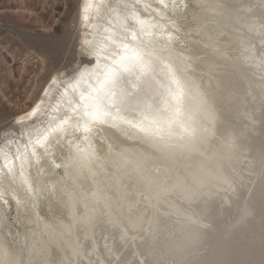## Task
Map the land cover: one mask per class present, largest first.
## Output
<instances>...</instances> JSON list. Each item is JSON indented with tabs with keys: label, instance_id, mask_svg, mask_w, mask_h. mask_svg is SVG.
<instances>
[{
	"label": "snow or ice",
	"instance_id": "snow-or-ice-1",
	"mask_svg": "<svg viewBox=\"0 0 264 264\" xmlns=\"http://www.w3.org/2000/svg\"><path fill=\"white\" fill-rule=\"evenodd\" d=\"M61 2L0 47L47 72L0 91V262L264 264V0Z\"/></svg>",
	"mask_w": 264,
	"mask_h": 264
},
{
	"label": "rangeland",
	"instance_id": "rangeland-1",
	"mask_svg": "<svg viewBox=\"0 0 264 264\" xmlns=\"http://www.w3.org/2000/svg\"><path fill=\"white\" fill-rule=\"evenodd\" d=\"M64 11L66 9L61 0H0V47H6L17 54L14 70L27 63L25 57L29 51V45L23 40L18 42V34H22L28 41L39 42L51 13ZM18 45H23V50ZM33 71V66H28L23 79H14L12 71L0 76V91H6L9 96H15L17 90L21 95L29 94L33 98L40 96L45 87L47 72L40 71L33 78Z\"/></svg>",
	"mask_w": 264,
	"mask_h": 264
},
{
	"label": "bare ground",
	"instance_id": "bare-ground-1",
	"mask_svg": "<svg viewBox=\"0 0 264 264\" xmlns=\"http://www.w3.org/2000/svg\"><path fill=\"white\" fill-rule=\"evenodd\" d=\"M142 3H152L153 6H155V3H154V0H141ZM100 23H103V22H100ZM103 27H108V25L106 23H103ZM44 89V88H43ZM42 89V91H43ZM42 91H41V94H42ZM40 94V95H41ZM257 258H258V254H257Z\"/></svg>",
	"mask_w": 264,
	"mask_h": 264
},
{
	"label": "clouds",
	"instance_id": "clouds-1",
	"mask_svg": "<svg viewBox=\"0 0 264 264\" xmlns=\"http://www.w3.org/2000/svg\"><path fill=\"white\" fill-rule=\"evenodd\" d=\"M0 264H2V262H0Z\"/></svg>",
	"mask_w": 264,
	"mask_h": 264
}]
</instances>
